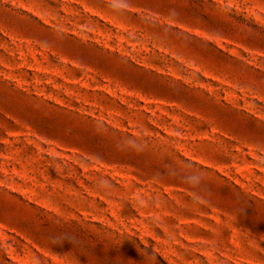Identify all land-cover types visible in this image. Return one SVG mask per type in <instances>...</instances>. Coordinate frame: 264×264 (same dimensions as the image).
Returning <instances> with one entry per match:
<instances>
[{
	"label": "rangeland",
	"instance_id": "rangeland-1",
	"mask_svg": "<svg viewBox=\"0 0 264 264\" xmlns=\"http://www.w3.org/2000/svg\"><path fill=\"white\" fill-rule=\"evenodd\" d=\"M0 264H264V0H0Z\"/></svg>",
	"mask_w": 264,
	"mask_h": 264
}]
</instances>
